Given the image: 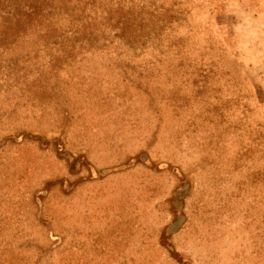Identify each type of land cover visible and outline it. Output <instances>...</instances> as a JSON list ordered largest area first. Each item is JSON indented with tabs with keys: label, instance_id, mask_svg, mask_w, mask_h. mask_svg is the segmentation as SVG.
I'll list each match as a JSON object with an SVG mask.
<instances>
[{
	"label": "rangeland",
	"instance_id": "1",
	"mask_svg": "<svg viewBox=\"0 0 264 264\" xmlns=\"http://www.w3.org/2000/svg\"><path fill=\"white\" fill-rule=\"evenodd\" d=\"M151 1L176 21L139 49L212 72L201 106L165 64L92 56L32 83L52 51L0 85V242L22 264H264V36L247 0Z\"/></svg>",
	"mask_w": 264,
	"mask_h": 264
},
{
	"label": "trees",
	"instance_id": "2",
	"mask_svg": "<svg viewBox=\"0 0 264 264\" xmlns=\"http://www.w3.org/2000/svg\"><path fill=\"white\" fill-rule=\"evenodd\" d=\"M4 1L0 0V12H4ZM147 1L143 3L123 0H19L17 3L12 2L8 5V11L4 13L12 15L13 23L7 27L0 26V85L3 82L8 85L7 81L10 79L15 83L25 82L26 77L32 72L28 71L20 75L19 65L42 58L41 52L52 51L50 55H47L48 72L45 73L46 70L42 69L37 70L38 74L35 73L36 78L32 83H38V79L44 77L58 79V73L63 69L59 65L72 66L74 63L88 61L92 56H97L110 65L125 67L126 70L121 75L129 74L130 77L141 74L133 71L136 67L131 69L127 68L128 66L143 65L141 68L143 71L153 73L152 67L165 64L162 69L164 74L158 71L157 76L159 78L162 75L171 76L175 81L188 78L192 86L188 93L196 94L193 96V101L196 105H200L211 91L209 79L213 78L212 72L203 71L201 66L194 68L192 65H180L178 69L174 68L170 59L173 55V59L178 58L180 51L175 54L169 44L163 45L165 49L156 55L154 49H139L143 47L142 43L147 41L168 42L169 39L163 33L168 31L176 21L170 9L155 7L151 0ZM65 27L71 33V38L62 37ZM106 30L112 32V38L111 35L105 37ZM175 40L180 44L183 43V38L180 36H177ZM124 46L128 48L124 49ZM25 47L30 50L23 54V57L21 55V59H7V55L12 51L24 50ZM168 63L170 65L166 67ZM178 86L179 84L175 85L174 91H179ZM177 92L173 94L176 95ZM202 97L203 100H198ZM171 99L176 100L177 97L172 96ZM169 106L173 112L180 108L177 104L170 103ZM189 111L187 110V114ZM8 247H11L9 243L0 242V264H22L17 257L10 256L13 252Z\"/></svg>",
	"mask_w": 264,
	"mask_h": 264
},
{
	"label": "crops",
	"instance_id": "3",
	"mask_svg": "<svg viewBox=\"0 0 264 264\" xmlns=\"http://www.w3.org/2000/svg\"><path fill=\"white\" fill-rule=\"evenodd\" d=\"M241 4L244 0H238ZM249 6L252 9V14L249 17L250 26L253 27L254 24L258 27L260 35L264 36V0H247ZM257 29V28H256Z\"/></svg>",
	"mask_w": 264,
	"mask_h": 264
}]
</instances>
